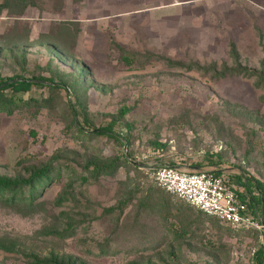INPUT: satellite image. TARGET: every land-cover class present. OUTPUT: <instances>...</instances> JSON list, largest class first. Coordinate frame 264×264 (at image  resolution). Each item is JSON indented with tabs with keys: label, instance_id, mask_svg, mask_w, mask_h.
<instances>
[{
	"label": "rangeland",
	"instance_id": "obj_1",
	"mask_svg": "<svg viewBox=\"0 0 264 264\" xmlns=\"http://www.w3.org/2000/svg\"><path fill=\"white\" fill-rule=\"evenodd\" d=\"M236 65L264 70V0H31L20 12L19 4L2 8V76L57 80L84 66L88 81L79 90L91 123L129 110L116 128L125 144L77 137L67 127L75 100L69 89L51 108L0 113V176L26 178L54 157L61 163L35 207L0 203V235L20 243L0 249V264L53 257L73 264H254L261 233L233 232L205 217L188 226L195 215L174 216L165 204L174 197L148 190L145 174L153 165L219 168L229 177L243 169L264 185V91L255 76H216ZM95 155L129 156L140 170L122 166L82 182ZM136 189L121 214L110 211Z\"/></svg>",
	"mask_w": 264,
	"mask_h": 264
},
{
	"label": "trees",
	"instance_id": "obj_2",
	"mask_svg": "<svg viewBox=\"0 0 264 264\" xmlns=\"http://www.w3.org/2000/svg\"><path fill=\"white\" fill-rule=\"evenodd\" d=\"M31 3V0H4L0 4V11L2 8H10L15 4H19V12L24 9L28 4ZM66 26V25H65ZM63 27L62 32H65ZM58 49V50H57ZM56 55L59 58L65 59V51L61 48H57ZM21 56H25L24 53ZM124 61L127 64H131V60L127 57H123ZM212 71H215L211 69ZM62 73L57 80L52 76L45 77L43 75H32L30 77H24L23 75H13V76H2L0 74V113L12 114L17 109L28 108L30 106L35 107L37 110L40 108H51L56 98H59L61 91L66 89L70 90L69 95L74 97V105L70 106V111L72 118L69 121L67 127L69 129H74L77 133V137H87L91 139L93 136H105L107 138L113 139L120 144H125L128 141L127 137H124L119 132L116 131L117 126L125 117L128 107H121L117 112L108 114L109 120L106 121L104 125L95 126L91 123L87 112V105L85 101V93L81 92L79 88L83 87L88 81V69L84 66H74V69L70 72H60ZM247 74L255 76L257 78V85L261 86L264 91V70H250L240 65H236L233 68L222 69L216 74V76H225L227 74ZM34 87L44 88L46 87V93H40L39 95H32L30 92ZM29 93L27 97H24L25 94ZM80 116L82 121H77L76 117ZM129 126V124H126ZM156 146H163L162 144L155 142ZM56 160V157L53 158ZM50 160L47 163L40 165L39 167L34 168L26 178H9L7 176H0V203L6 206H28L29 208L35 207V204L40 198L42 190L46 184L52 179V174L55 172L56 177H58L59 167L61 163H56L54 160ZM125 166L128 169L130 166L139 169V163L128 157H102L95 155L94 158L89 159L85 162V170L87 175H80L79 178L82 182H87L89 179L96 181L99 177L102 176H112L115 174L118 168ZM154 166V165H153ZM140 170V169H139ZM218 175L221 174V169L214 168L207 170ZM192 172V171H191ZM231 180L234 179V182L237 183V186H241V191L238 189L239 196L243 201H246L248 209L254 215H259L264 222V185L258 179L249 176L243 169L239 175L231 176ZM150 181V180H149ZM151 187L160 188L155 183L151 182L148 184V190ZM164 190V189H163ZM140 191L139 189L131 190L127 193V196L120 200L118 205L112 207L110 211L114 208H117L119 213L123 212L124 208L133 200L136 192ZM165 191V190H164ZM253 191L258 192L257 195L253 194ZM168 194V192L165 191ZM170 194V193H169ZM168 194V195H169ZM174 197V196H173ZM172 198V197H171ZM175 202H169L165 204L168 206V211L173 210V213L177 214L193 213L195 215L194 219L188 224H193L196 219L211 218L216 221L230 226L231 231H253L255 234L261 233L264 238V231L248 229V228H239L229 225L224 221L220 220L215 216H210L201 211L198 208H195L185 201L179 200L174 197ZM141 201V200H139ZM140 204V202H139ZM144 205V204H140ZM148 206V205H147ZM146 207V206H145ZM153 207V206H152ZM155 207V206H154ZM170 214V213H169ZM20 243L17 237L11 235H0V249L2 250H18ZM254 264H264V245H259L254 252ZM35 264H73L68 260L63 259L62 257H53L50 260H38L35 261Z\"/></svg>",
	"mask_w": 264,
	"mask_h": 264
},
{
	"label": "built area",
	"instance_id": "obj_3",
	"mask_svg": "<svg viewBox=\"0 0 264 264\" xmlns=\"http://www.w3.org/2000/svg\"><path fill=\"white\" fill-rule=\"evenodd\" d=\"M149 180L175 198L215 216L231 226L263 230L264 222L254 215L238 189L224 171H188L170 165L151 166L145 170Z\"/></svg>",
	"mask_w": 264,
	"mask_h": 264
}]
</instances>
